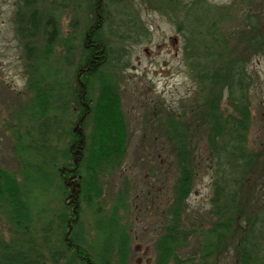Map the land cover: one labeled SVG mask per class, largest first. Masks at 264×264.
Masks as SVG:
<instances>
[{
	"label": "trees",
	"instance_id": "16d2710c",
	"mask_svg": "<svg viewBox=\"0 0 264 264\" xmlns=\"http://www.w3.org/2000/svg\"><path fill=\"white\" fill-rule=\"evenodd\" d=\"M156 2L183 35V58L195 88L188 114L164 120L178 177L153 264H221L228 256L232 264H264V151L247 146L254 84L247 65L254 54L264 61V29L250 20L236 23L234 32L224 30V20L206 0ZM89 8L79 55L70 35L62 40L59 57L73 65L71 75L54 62L56 19L47 14L38 36V13L26 23L18 18L29 94L22 111L35 129L19 135L14 148L21 180L0 167V210L16 235L11 241L0 238V264H111L114 255L116 264H126L129 237L118 214L127 210L126 193L117 194L106 214L101 197L103 178L120 166L126 151L120 84L128 66L123 43L134 36L116 15L125 13L117 0H90ZM109 35L114 44H108ZM194 120L206 138L208 153L201 163L211 173V219L198 233L194 254L181 258L177 252L192 236L182 212L199 167L189 134ZM51 197L60 206L41 222L37 241L34 220ZM82 204L97 220L91 243L80 219Z\"/></svg>",
	"mask_w": 264,
	"mask_h": 264
},
{
	"label": "rangeland",
	"instance_id": "374dc122",
	"mask_svg": "<svg viewBox=\"0 0 264 264\" xmlns=\"http://www.w3.org/2000/svg\"><path fill=\"white\" fill-rule=\"evenodd\" d=\"M118 8L125 13L117 16L128 23L133 38L123 43L128 66L123 70L121 102L127 129V146L120 166L103 178L101 211L106 214L120 192L126 193V211L119 210L120 225L126 227L128 256L126 264H153L154 243L163 232L168 217V207L174 195L178 177L172 145L167 139V115L188 114L190 98L195 88L188 75L183 58V35L175 23L162 10L155 8L156 0H117ZM213 12L224 20L222 29L232 32L235 24L256 20L264 29V0H206ZM90 0H0V167L12 171L21 180V165L14 148L19 135L34 131L30 119L22 111L29 98L24 73V46L18 39L16 28L28 16L39 14L37 25L40 36L47 14L54 17L60 31L55 46L54 62L59 63L64 74H72L73 65L66 66L62 59V40L70 35L76 53L85 26L91 17ZM75 21V29L70 23ZM108 44L116 39L109 35ZM231 46L234 39H231ZM118 43V42H117ZM234 50V49H233ZM76 55L75 61L76 62ZM248 70L254 78L251 89L252 120L247 146L257 152L264 151V61L259 54L251 56ZM185 118V117H184ZM187 121V118H185ZM188 120H190L188 118ZM189 134L193 136L199 167L194 174L191 189L182 212L183 226L192 232L185 246L178 250L181 258L193 255L197 248L198 233L208 226L211 219L210 169L201 163L207 158L205 133L197 123L190 122ZM166 125L164 128L163 126ZM196 129V130H195ZM264 192V190H263ZM55 196L53 192L50 194ZM58 200H48L40 218L34 220L35 238L39 241L40 224L59 209ZM80 219L88 231L91 243L92 226L97 220L91 217V208L81 205ZM94 208H92L93 210ZM49 214V216L47 215ZM55 226L56 218H52ZM51 221V222H52ZM12 225L0 210V238H15ZM115 256V255H114ZM112 256L111 264H116ZM170 264H174L170 261ZM220 264V263H219ZM221 264H232V257H225Z\"/></svg>",
	"mask_w": 264,
	"mask_h": 264
}]
</instances>
